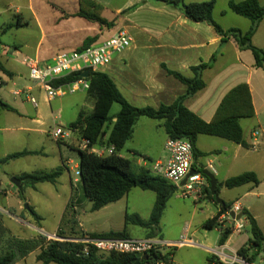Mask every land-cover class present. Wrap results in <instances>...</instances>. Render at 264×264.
Here are the masks:
<instances>
[{"label": "crops", "instance_id": "1", "mask_svg": "<svg viewBox=\"0 0 264 264\" xmlns=\"http://www.w3.org/2000/svg\"><path fill=\"white\" fill-rule=\"evenodd\" d=\"M92 1L103 6L102 16L109 21L115 20L116 24L113 28L101 27L98 23L77 15L80 11V0H0V14H7L10 18V22L7 24L8 29L17 32V40L12 45L3 43L0 45V60L11 72V75H8L0 70V79L3 81L0 84V98L13 108H0V140L6 150L0 160L10 154L23 151L44 154L45 143L49 142L48 137H50V130L53 127L52 119H57L54 117L55 112L60 119L58 123L70 126L72 122L77 120L80 112L87 113L84 108L88 101L91 102L90 108L92 111L95 106V100L91 97V100L88 98V90L72 93L71 97L68 98H63L67 96L64 95L49 100L43 88L30 78L29 68L25 63L26 60L32 58L38 60L40 64H49L60 51L79 48L88 37L97 36L94 43H99L116 32L124 30L132 37L131 45L122 53L117 54L112 62L101 71L112 77L126 99L135 106L159 107L161 104H172L186 93V85L169 74L166 68L179 71L187 77H192L194 75L191 70L193 66L211 62V66L202 73L205 87L185 99V105L205 121L212 119L217 107L228 91L240 83L249 85L255 115L240 121L249 147L246 148L222 137L205 138L203 135L207 134H199L196 147L202 154L196 158L195 168L199 167L205 170L211 164L213 166L211 173L214 176L224 172L225 175L221 180L216 178L219 184L227 178L235 176L231 172L242 161L251 160L252 167L246 171H254L260 178V184L254 186L249 183L239 186L237 189H240L241 195L235 202L239 203L243 210L247 209L256 218L264 232V70L255 65L252 51L241 49L234 38L222 42L221 36L217 34L213 26L204 21H193L186 17L178 7L161 0ZM200 1L205 0H186L188 3ZM226 1L228 4L229 0ZM259 1L264 5V0ZM217 4L218 0L213 11L215 20H217L216 16L218 15ZM224 13H228V10H225ZM245 19L248 18L240 15L233 16L234 22L232 24L234 25L231 26L247 31L251 26V21L248 22ZM220 22L224 29L232 28L229 25H224L222 21ZM260 31L263 35L264 19L252 38L253 44L264 50V39L260 41L261 43L254 42ZM226 51L229 53L228 56ZM213 56H215V60L212 62ZM228 60V65L223 67L225 71H222V63ZM9 81H11L13 87H3ZM17 84H22L21 88H31L30 94L37 99L38 106H34L26 94L17 96L13 93L18 88L16 87ZM115 117L116 115L112 117L113 122L116 120ZM58 123L56 122L54 125ZM111 127L112 125L106 127V136L109 135ZM209 136L212 137L213 135ZM168 138L162 120L140 117L136 122L133 136L126 143L124 149L126 148L127 153L131 155L141 150L143 152L142 157L137 159L136 162L133 161L134 165L138 168L145 167L154 171L153 165L155 162H165L169 158V152L166 148ZM80 140L81 138L76 131L70 138L61 141L54 140L57 146L53 145L52 149L55 162L58 164L57 168H65L68 166V162L73 161L63 145L78 151ZM25 141H33L36 147L33 149L23 148L22 144ZM155 143L156 146L154 147ZM7 146H14L17 149H11L13 147L7 149ZM123 150L122 155L132 159L131 155L123 154ZM213 153H218L214 158L219 162L218 170L211 160L207 162L205 159L207 155ZM78 166L79 164H77V168ZM27 173L14 171L12 172V179ZM62 175L60 176L62 177ZM208 183L210 186V181ZM37 184L30 186V188L34 189ZM62 185L68 191L66 209L71 202L74 203L72 205L79 222V230L77 231L84 236L92 233H105L87 229L80 220L77 207L78 199L74 198L76 185L73 183L71 176L70 180H65ZM18 189L17 187L0 189V193L5 197L1 200L0 205V211L4 213V224L9 229L6 223V218H8L11 223L18 225L20 229L32 230L31 227L35 228V226L25 219L27 213L25 207L29 208L30 206L29 204L25 205L28 199L26 197L21 198ZM9 197H14V202H11ZM249 197H255V201ZM239 200L243 201L240 202ZM201 201H208V204L216 206V211L211 209L207 219L214 217L222 208L221 204L216 200L207 198L206 195L199 200V202ZM167 206L161 220L166 213ZM245 219L249 223L246 217ZM244 225L246 224L244 223ZM214 229L219 231L221 235V230ZM208 230L212 229L205 228V233L201 234L202 239L199 241V246L204 249L205 254L218 255V252L222 251L230 257L238 255L237 251L242 246L235 247L229 244L230 239L236 233L235 231L224 245H220L218 240L215 249L207 243ZM158 231L161 232L158 235L159 238L171 242H176L183 236L188 237V233H179L177 237H165L160 228ZM10 232L18 237L26 238L11 230ZM42 232L44 234L39 233L47 236L48 239L56 235V232L50 233L44 230ZM195 234L196 231L191 232L188 238L195 242L193 238ZM178 237L180 238L178 239ZM194 245H197L196 242ZM180 247L176 246L171 250L168 248L163 249L164 252L168 250L172 252L173 264L176 262L175 251H178ZM227 249L228 252H226ZM36 251L37 259L39 250ZM33 253L35 251L16 264H22ZM187 261L183 260L182 262L187 264Z\"/></svg>", "mask_w": 264, "mask_h": 264}, {"label": "trees", "instance_id": "2", "mask_svg": "<svg viewBox=\"0 0 264 264\" xmlns=\"http://www.w3.org/2000/svg\"><path fill=\"white\" fill-rule=\"evenodd\" d=\"M175 7L189 19L196 22H207L214 27L217 34L221 36L222 42H227L234 38L241 49L252 51L255 65L264 70V50L255 46L252 38L256 33L259 24L264 19V5L259 0H229L228 7L234 13L248 18L251 26L247 31L239 28L224 29L214 18L213 11L217 0H205L200 2L188 3L186 0H161ZM103 6L92 0H80V11L77 15L90 21L98 23L101 27L111 29L115 26V20L109 21L102 16ZM11 27V26H9ZM97 36L88 37L84 40L83 49L93 44ZM215 56L212 57V62ZM211 66V62L193 66L191 70L194 75L187 77L179 71L166 68L167 72L184 83L187 87L186 93L176 99L172 104H161L159 107L144 106L138 107L130 103L123 93L119 90L112 77L103 71L90 70L87 80L90 82L88 95L95 100V106L91 113L80 112L76 121L70 126L79 134L80 138H87L92 146H114V152L110 155H98L90 149H78L80 182L84 195L92 202V210L97 211L106 205L119 201L126 196L133 187H140L144 190H152L156 193L150 217L142 218L139 214L127 215L129 222L149 229L146 238L158 237V230L164 210L169 199L178 192V187L167 179L153 174L149 168H136L132 159L122 155V150L126 143L132 138L137 120L140 117H148L163 121V126L169 138H186L193 146L194 159L202 154L196 147L199 134H207L222 137L234 141L248 148L249 143L244 137L241 119L251 118L255 115L252 96L249 85L240 83L233 87L223 97L215 114L210 121H205L195 112L185 105V99L205 87L202 78L203 71ZM0 70L11 75V72L0 60ZM80 73H73L58 79L54 82L55 86L65 84L79 79ZM114 103H119L121 109L115 117L110 116V110ZM0 108L13 109L9 104L0 98ZM112 125L110 133L107 135L106 127ZM35 153L29 151L10 154L1 162L6 163L11 159H16L24 155ZM64 167L54 171L41 173H27L17 177L20 179L21 188L18 189L20 197L23 196L25 185L35 186L39 182H55L62 174ZM251 183L254 186L260 184V178L254 171H246L232 176L218 184L228 188L239 187ZM206 197L215 200L210 186L205 190ZM225 208L212 218L204 222L206 229L220 228L221 235L219 244L224 245L233 228L229 225L222 226L218 218L225 209L231 205L227 202ZM68 205L67 210H69ZM29 210L39 218L29 206ZM245 217L249 220L252 238L247 245L238 249L237 254L244 258L247 263L253 264L264 246V232L259 226L256 218L247 210H243ZM71 215L68 228H60L57 236L61 239H48L47 236L38 235L32 238H21L11 234L4 224L2 213L0 212V264H16L26 258L33 251L39 250L37 260L41 264H128L135 260L134 254L126 253H102L95 249H90L87 253L83 252L84 244L73 241L82 238L80 234L79 222L76 211L68 212ZM92 237H130L126 230L121 232L92 233ZM150 264L158 260H163L165 264H172V252L154 250L149 255ZM209 264H239L224 263L215 254L208 256ZM145 264V263H141Z\"/></svg>", "mask_w": 264, "mask_h": 264}, {"label": "rangeland", "instance_id": "3", "mask_svg": "<svg viewBox=\"0 0 264 264\" xmlns=\"http://www.w3.org/2000/svg\"><path fill=\"white\" fill-rule=\"evenodd\" d=\"M225 10H228V13H224ZM217 22L220 24L222 21L224 25H229V27L234 22L233 16L237 17L238 15L233 13L228 9L227 1L218 0L217 4ZM250 22L249 19H245ZM10 22V18H8L7 14H0V45H12L14 41L17 40V32L15 30L8 29V23ZM221 25V24H220ZM232 27V26H231ZM244 27V26H243ZM134 35V34H133ZM264 39V34L262 35V31L256 36L255 43H261L260 41ZM256 45V44H255ZM228 46V45H227ZM229 48V47H226ZM227 50V49H225ZM221 50L219 51V53ZM223 52V51H222ZM218 53V54H219ZM226 55L229 53L226 51ZM231 55V54H230ZM227 58V57H226ZM228 61L222 63V69L226 65H228ZM220 68V69H221ZM225 71V68L222 70ZM1 80V79H0ZM3 83V81L1 80ZM5 88H12V83L9 81L6 85H3ZM16 87L21 88L22 84H17ZM72 93L66 94V97H71ZM91 100L90 97H88ZM91 102H87L86 107L84 108L87 113H90L92 109L90 108ZM121 106L119 103H114L110 110V116L114 117L120 111ZM57 119H52V125L54 127V123H58L60 119L58 118V114L54 113ZM250 121V120H246ZM51 128V130L53 129ZM50 130V131H51ZM48 137L49 142L45 143L44 154L41 155L38 153H31L29 155H25L18 159H12L10 162L3 163L0 160V189H10L12 187H16L12 182V172H28V173H41V172H49L57 169V165L55 162V158L53 156V145L55 147L57 144L55 143V139L51 136ZM205 138H217L214 136L203 135ZM52 138V139H51ZM54 139V140H53ZM130 144V143H129ZM23 148L27 147L33 149L36 147V144L33 141H25L22 144ZM66 152L68 153L70 159H73L72 162H68V166L65 167L62 171V177L60 176L57 180L53 182L45 181L39 182L34 189H31L30 186L25 185L23 189V196L28 199V202L25 205H30L39 218L35 217V215L27 209V213L25 215V219L30 221L31 224L35 226V228L23 229L11 223V221L6 218L7 226L14 233L22 236V237H30V236H38L39 232L43 230L46 232H56L58 233L60 228H68L67 224L71 223L70 218L71 215L68 216V212L73 210V202L69 205V210L66 209V202L68 199V191L64 189L62 185L65 180H73V183L76 185V189L74 191V198L78 199V211L80 220L84 223V226L92 231L96 232H121L126 230L130 237L143 238L146 237L150 232L149 229L141 227L137 224L127 221V215L131 214H139L142 218L148 219L150 217L153 205L156 199V193L152 190H144L140 187H133L130 192L124 196L119 201L110 203L103 207L100 210L94 211L92 210V202L84 195L83 189L80 182V177L76 175L77 164H79V153L77 150L68 147L67 145H63ZM156 143L154 144V147ZM17 149L14 146H7V149ZM5 146L1 143L0 140V157L6 151ZM19 148V149H23ZM36 151V150H34ZM123 154L131 155L127 153V149L123 150ZM143 152L138 150L135 154L131 155L134 162L137 159L142 157ZM218 155V153H213L207 155L205 159L208 161H212V164L218 170L219 162L218 160H214V158ZM136 166V165H135ZM252 167V161L246 160L242 161L240 165L231 173L237 175L246 170H250ZM138 169V167L136 166ZM200 169L199 167H196ZM154 174V171H151ZM224 172L220 175H215L218 180H221ZM77 179V181H75ZM238 187L228 188L225 186H219V197L229 204H233L240 197V189ZM262 190V189H260ZM22 198V197H21ZM252 199L253 197H249ZM255 198V197H254ZM253 198V201L255 199ZM5 199L4 195L0 193V205L1 200ZM11 202H14V197H9ZM240 202L243 200H239ZM216 211L215 205L208 204V201H196L192 197L185 198L180 192L174 194L168 202V206L166 209V213L161 220L159 228L163 232V236H173L177 237L179 233H188V237H190V233L196 231L195 236H193L197 245H184L181 246L180 249L176 252V262L175 264H185L186 262H182L183 260H188L187 264H208V256L203 252L204 249L200 247V242L202 239L201 234L205 233L204 221L207 219L210 210ZM1 212V211H0ZM26 212V211H25ZM2 213L4 219V213ZM242 222H244L245 228L238 232L235 231V235L230 239L229 244L235 247H241L245 245V243H249V240L252 238L250 224L246 221L245 216L242 217ZM228 225V222H227ZM40 226V227H39ZM43 228V230H42ZM35 229V230H33ZM41 229V231H39ZM220 230V228H218ZM12 234V233H11ZM41 234V235H42ZM161 232L158 231L157 235H160ZM57 235V234H56ZM33 236V237H35ZM207 243L211 245L212 248H217L218 240L220 236V232L212 229L208 230L207 235ZM51 236L49 239H54ZM180 237H178L179 239ZM181 239V238H180ZM229 250L227 249L226 252ZM36 252L30 255L25 262L22 264H41L40 261L36 259ZM57 264V263H52ZM253 264H264V246L262 247L260 254L257 256L256 261Z\"/></svg>", "mask_w": 264, "mask_h": 264}, {"label": "built area", "instance_id": "4", "mask_svg": "<svg viewBox=\"0 0 264 264\" xmlns=\"http://www.w3.org/2000/svg\"><path fill=\"white\" fill-rule=\"evenodd\" d=\"M132 42L131 35L120 30L112 36L104 39L99 43H93L83 49H69L62 50L56 54L49 64H40L38 60L29 58L26 60V65L29 68L30 78L39 84L46 93L49 100L64 96L69 93H76L80 90H88L90 82L86 77H80L72 82L54 85V82L65 76L73 73H81L84 70L101 71L106 68L113 60V58L126 50ZM0 80V84H1ZM31 88H16L14 94L17 96L26 94L34 106H38L37 99L30 94ZM74 129L71 126L63 123L55 124L50 131L51 136L57 140H65L74 134ZM91 141L87 138H81L79 143L80 149H90L98 155H110L114 152V146H90ZM166 148L169 152L167 161H157L153 165L154 173L167 179L178 187V192L185 197H192L199 201L206 195V188L209 186V179L204 174L203 169L195 168V159L193 153V146L186 138H168ZM213 166L211 164L205 168L211 172ZM192 170L195 173L190 174ZM76 175L80 177L79 168L76 169ZM184 184L183 180L186 178ZM243 211L242 206L234 202L230 207L225 209L223 214L218 218V222L222 226H231L233 231H242L245 228L242 222V217L236 219L231 215L232 212L239 214ZM54 239H59L54 235ZM73 241L84 244L83 252L87 253L90 249H95L102 253H126V254H148L154 250H161L176 246L194 245L195 242L186 236L181 237L176 242L163 240L159 237L153 238H137V237H92L85 235L82 238L74 239ZM164 252V251H163ZM166 252H169L166 251ZM165 253V252H164ZM219 259L224 263L249 264L239 255L234 257L227 256L222 251L218 252ZM154 264H165L163 260H158ZM173 264V263H172Z\"/></svg>", "mask_w": 264, "mask_h": 264}, {"label": "water", "instance_id": "5", "mask_svg": "<svg viewBox=\"0 0 264 264\" xmlns=\"http://www.w3.org/2000/svg\"><path fill=\"white\" fill-rule=\"evenodd\" d=\"M89 74H90V71L89 70H84L83 72L80 73V76L82 77H86L88 78L89 77ZM195 173V170H192L190 172L189 175ZM204 174L208 177L209 181H210V189H211V192L212 194L215 196V200L222 205L223 208H225V203L222 199H220L219 195H218V192H217V185H218V182H217V179L216 177L214 176V174H212L210 171L208 170H204ZM188 176L183 180L182 184L185 183V181L187 180ZM12 182L15 184V186L17 188H21V180L17 179V178H13L12 179ZM27 207V206H26ZM231 215L233 217H235L236 219H240L241 217L245 216L244 212H241L239 214H235L234 212L231 213ZM149 255L148 254H136L135 256V260L128 263V264H141V263H145V264H150L149 262Z\"/></svg>", "mask_w": 264, "mask_h": 264}]
</instances>
